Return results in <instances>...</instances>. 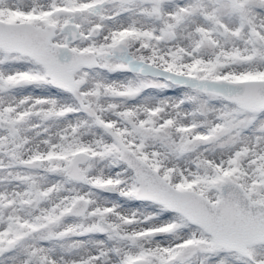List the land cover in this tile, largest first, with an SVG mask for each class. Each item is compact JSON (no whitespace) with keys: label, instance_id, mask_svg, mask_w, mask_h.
<instances>
[{"label":"snow or ice","instance_id":"6c2138e0","mask_svg":"<svg viewBox=\"0 0 264 264\" xmlns=\"http://www.w3.org/2000/svg\"><path fill=\"white\" fill-rule=\"evenodd\" d=\"M0 264H264V0H0Z\"/></svg>","mask_w":264,"mask_h":264}]
</instances>
